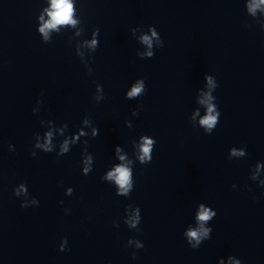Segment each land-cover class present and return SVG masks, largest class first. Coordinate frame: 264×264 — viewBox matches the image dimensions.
I'll return each mask as SVG.
<instances>
[{"label": "clouds", "instance_id": "obj_1", "mask_svg": "<svg viewBox=\"0 0 264 264\" xmlns=\"http://www.w3.org/2000/svg\"><path fill=\"white\" fill-rule=\"evenodd\" d=\"M247 11L252 15L256 16L257 11L264 12V0H251L250 3L246 5ZM47 15L49 19L44 21V17L41 16L40 20L42 23L38 29L39 33L43 37L44 43H51L50 32L55 30L59 32V26H71L75 28L77 24L80 22L77 19H74V6L73 0H50V10H47ZM245 27L251 28V25H247ZM139 28L135 27L131 29V33L135 34ZM264 30V28H262ZM99 33L100 29L95 28L91 35V40H86L84 42L85 46L91 49L94 53L99 47ZM80 33L77 32V35ZM139 41L143 45L147 46V51L143 53H137V56L140 59H151L154 57L155 52L153 51V42L155 41L157 48H162L164 46L163 40L157 31L155 26L148 27V33L142 34L139 36ZM79 55H83L82 53H78ZM94 62V59H93ZM88 75L93 74V69H88ZM204 81L206 82L207 91L202 89H197L200 91V99L198 103L205 108V114L199 119V128L204 130L206 135H211L216 129L217 125L220 122L221 112L216 103V96L213 95V92L218 88V81L214 78L213 75L205 74ZM95 83V94L92 99L95 103H100L105 100L106 97L104 95L103 85L97 81H93ZM147 91L146 83L144 78H139L131 85L130 90H127L125 93V99L127 100H135L144 95ZM43 92H41V96ZM36 104L42 105L43 100L37 99ZM40 108L34 107L32 112L34 114L38 113ZM139 109H133L132 115L137 116ZM199 110L194 113L193 118L195 116H199ZM47 121L49 124H53V120H41L40 125L44 124ZM82 123L86 127H91V137L95 138L99 135V128L93 125L92 120L88 115H85L82 119ZM126 125L131 128L132 123L130 120H126ZM59 128H56L55 125L49 127L47 131H44L41 135L40 133H36L34 135L35 144L32 145L31 155L35 157L37 155V151L35 149H39L44 153H56L57 159L59 157L68 154L71 151L72 146L77 145L82 142L85 145V148L82 152L81 159V169L82 174L87 176L93 171L94 157L87 150L88 140L84 139L81 141L82 137H88V133L84 131L83 127H79L75 134H65L66 130H68V124L62 123ZM59 132L60 137H62V141L59 143V151H56V144L53 143L54 133ZM157 141L150 135L144 134L139 137L138 143L135 144L136 151L134 153L136 159L139 161L141 165H148L152 162L153 150ZM9 152L15 151V147L12 144L8 145ZM115 154L118 157L119 163L114 164L110 170H107L100 179L102 181L111 182V184L115 187V192L117 196L120 197H130L133 189H134V174H133V164L134 161L129 159L126 154H122V148L119 145H116L114 148ZM247 154L246 147H231L228 153V159L232 160L233 157H245ZM264 168V164L257 163L256 164V173H254L251 179H257V175L259 171ZM62 183V182H60ZM260 187H264V180L259 181ZM232 187L235 189L237 185L233 184ZM249 191L247 185H245ZM13 194L16 197H20L23 195L26 199L21 201V208H29L39 206V200L35 196H31L26 183H20L18 187L13 189ZM74 194V189L72 187H68L65 191V195L72 196ZM261 195H264L262 193ZM253 199H256L253 196ZM58 203L63 204L64 201L61 200ZM65 214H70V209H64ZM126 215V218H125ZM217 212L211 208L210 206H205L204 203H200L198 207V211L195 217L196 226L192 227L189 225L183 232V237L187 242L188 246L193 250H198L201 244L209 240L211 238V233L213 229L209 226L211 221L216 217ZM119 218L113 221L114 227H119ZM141 209L139 206H133L131 204L125 206V214L123 217V223L127 225L129 230H135L139 234L142 233V229L139 227L141 224ZM135 245V248L143 249L144 244L141 240L136 238H129L127 240V245ZM68 238L65 236L61 239L59 244V251H67L68 247ZM126 246V245H125ZM127 247V246H126ZM132 258L136 259V251L132 252ZM219 264H223V261H220ZM229 264H242L240 259H235L233 257H229Z\"/></svg>", "mask_w": 264, "mask_h": 264}]
</instances>
